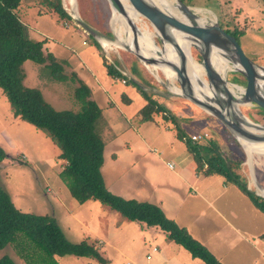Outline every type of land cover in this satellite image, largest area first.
<instances>
[{"label":"rangeland","instance_id":"1","mask_svg":"<svg viewBox=\"0 0 264 264\" xmlns=\"http://www.w3.org/2000/svg\"><path fill=\"white\" fill-rule=\"evenodd\" d=\"M179 1L185 5H192V9L200 18L199 22L203 24H208L215 18L227 27L233 22L240 28L247 22L248 25L251 24L250 32L242 38V43L247 55L256 63L264 65V0ZM22 2L19 15H24L23 19H25L24 9L27 5H24V2L27 0ZM76 2V5H72L69 0H62L72 20L60 19L56 23L52 15L40 17L37 21L35 17L32 18L40 35L35 37L33 33L30 37L33 40L44 42V52H52L60 61H67L64 66L68 76L76 73L79 77L80 73L84 78L82 80L91 91L92 98L100 106L102 116L96 123V132L105 144L103 175L107 188L124 198L159 205L166 216L175 220L179 225L180 223L190 224L193 219L202 221L208 219L201 217L203 215L201 211L191 210L183 213L187 207L201 208V202L197 203L196 200V197L199 199L201 196H197L194 191V186H197L193 174L194 162L186 169H181L177 164L174 170L168 168L167 164H172V161L177 162V155L185 153L186 147L185 143L176 137L175 132L168 130L169 122L164 121V115L153 113L152 121H142V124L135 125L132 112L137 111V107L141 109L145 105V96L147 100L156 102L163 108L171 107L172 103L173 107L169 110L172 113H176V99L182 103H189L192 109H186L188 117L176 113L181 128L183 127L188 135L195 133L200 135L205 130L216 134L215 137L221 142L225 153L234 151L237 153L236 158L243 159L242 167L245 169L249 185L254 187L256 193H259L256 183L264 187V154L254 153L252 160L249 161V156L241 143L237 139L238 143L230 139L225 126L214 116L175 93L174 90L168 98L155 92H148L146 96L132 82L131 77L124 76V73L119 75V80H113V84L109 81L113 78L108 73V67L109 65L115 66L117 62L114 55H118L125 66L135 62V65L141 67L147 74L151 71V74L145 77L152 85L163 86L171 90L162 83L166 76L164 72L160 69H147L138 57L127 49L125 43L120 44V47L114 45L113 48H103L99 45L101 42L93 37L98 43L88 36V33L73 18L77 17L78 20L86 23L101 36V40L107 39V42L117 43L118 33L126 39L128 30L120 23L113 24L112 22L114 11L117 10L112 8L110 0H76ZM170 2L172 5L178 4V0H170ZM33 3L35 5V2ZM35 6L33 12H36V15L39 9L41 11L48 7L46 4ZM245 16L251 17L252 22H249L248 18L245 20ZM55 17L57 18V15ZM136 25L141 32L144 27L147 28L152 33L155 43L162 48L163 43L156 30L146 19L141 17ZM68 44L74 47L67 49L65 46ZM191 49L193 57L201 62L202 59L197 49L193 46ZM23 69L24 84L40 89L44 98L56 110L77 111L80 109L77 81L74 79L58 80L48 66L33 60L25 61ZM238 73L235 70L221 72L222 75H226L229 82L243 88L246 83L233 82L243 81ZM153 74L159 75L158 80ZM198 75L200 78L203 77L202 70ZM123 78L128 80L127 84L121 82ZM171 81L173 83L171 87H180L176 79ZM120 88H123L124 95H122L123 91L119 90ZM132 91L135 92L131 94ZM235 94L241 95L236 89ZM129 98L133 102L131 106L125 103ZM182 103L181 106L184 108L186 105ZM178 106L180 107V104ZM256 107L253 104H241L240 110L251 121L264 125V114H260ZM137 114L141 119L140 113L137 112ZM161 132L162 137L159 138L158 134ZM239 145L243 151H240ZM0 147L7 155V158L0 162V185L10 194L16 207L27 213L54 216L68 240L78 243L87 239L89 242L96 243L100 253L108 260V264H127L130 261L132 264H206L199 258H193L190 252L181 245L169 241L166 233L158 227L148 226L139 221H123L120 213L99 201L90 200L80 203L76 200L59 174L64 163L63 159L59 158V148L45 131L15 117L1 87ZM179 174H182L183 178L186 177L191 187L180 178ZM232 186H235L234 189L238 188L234 184ZM215 193L219 195V190ZM187 194L194 196V201H192L194 205L184 199ZM209 199L213 200L214 197L210 196ZM225 231L227 227L222 222V225L217 228L218 236L212 244L223 248L224 245L221 242H224ZM230 233L231 242L234 244V249H230L232 264H253L254 257L250 253L251 250L247 248L249 246L246 242L259 239H253L251 235L241 233L240 229L236 232L232 230ZM240 233L243 236L241 238ZM16 234H22V232ZM242 239L246 242L241 241ZM154 248L158 250L154 252ZM4 255H10L16 264H46L53 259L60 264H101L88 257L79 258L73 255L49 257L46 251L24 235H18L15 242L0 250V258ZM148 255H151L150 259L147 258ZM258 264H264V262Z\"/></svg>","mask_w":264,"mask_h":264},{"label":"trees","instance_id":"2","mask_svg":"<svg viewBox=\"0 0 264 264\" xmlns=\"http://www.w3.org/2000/svg\"><path fill=\"white\" fill-rule=\"evenodd\" d=\"M22 1L0 0V87L15 117L45 131L59 148V158L64 162L59 174L72 196L80 203L89 200L99 201L120 213L125 220L139 221L148 226L158 227L166 233L169 241L184 247L193 258H199L206 264H223L185 227L169 219L159 205L124 198L107 188L103 175L105 144L96 132V123L102 116V110L92 98L86 83L76 73L68 76L65 72L66 61H60L52 52H44L43 41L31 39L29 28L19 15ZM33 2L35 5L46 4L48 7L41 11L39 9V13L47 12L54 17L57 15V18L55 17L57 22L60 19L72 20L62 0H27L24 5L36 8ZM249 27L247 22L240 28L239 33L245 35ZM88 36L93 38L89 34ZM27 60L45 64L58 80L74 79L77 81L80 109L77 111L56 110L44 98L40 89L26 86L23 64ZM108 73L113 78H119L121 74L116 63L115 66L109 65ZM239 76L243 78V81H231L246 83L245 77L240 73ZM132 82L147 96L148 92L145 91L146 85H149L147 81H144L146 85L138 80H132ZM256 108L260 114H264V110ZM139 113L143 122L152 121L153 113H162L164 121L175 125L176 137L185 143L196 165L195 170L198 176L204 178L213 175L222 176L227 184L236 185L264 213V197L258 195L254 187H249L248 177L242 167L243 159L236 158L237 153L234 151L225 153L221 142L215 137L216 134L205 130L200 135L193 134L198 136L194 140L193 135H188L187 131L181 128L176 113L150 100H147V104L140 109ZM225 129L228 137L238 143L230 131L226 127ZM239 147L240 151H243L240 145ZM6 158V153L0 147V162ZM18 232L22 234H16ZM18 235L27 237L46 251L49 257L73 255L79 258H92L101 264H108V260L100 253L96 243L89 242L87 239L78 243L71 242L54 216L21 211L14 204L10 194L0 185V250L15 242ZM262 237L264 238V234ZM0 264L16 263L10 255H4L0 258ZM46 264L60 263L53 259Z\"/></svg>","mask_w":264,"mask_h":264},{"label":"water","instance_id":"3","mask_svg":"<svg viewBox=\"0 0 264 264\" xmlns=\"http://www.w3.org/2000/svg\"><path fill=\"white\" fill-rule=\"evenodd\" d=\"M126 1L154 27L163 43L162 48L165 43L171 45L177 55V61L170 59L160 61L146 54L139 42L141 31L136 22L129 17L128 6L122 0H110L112 8L123 15L133 33L136 48L125 43L127 49L132 51L149 70L150 67L164 64L176 71L175 79L181 89L179 95L218 119L243 147V142L264 144V125L251 121L240 110L241 104H253L264 110V65L256 63L247 55L238 29L233 25L227 27L216 18L208 24L200 23L195 10L179 0L175 5L179 14L174 13L170 5L164 6L156 0ZM73 18L89 35L101 42L102 38L97 32L77 17ZM178 35L191 41L189 49L193 46L199 52L202 60L198 63L202 66V78L207 84L192 71L184 49L179 44ZM215 51L228 58L235 66L234 70L245 77L246 85L242 92L238 89L240 87L231 88L230 85L235 84L229 82L225 74L222 75L214 68L212 57ZM235 89L240 91V96L235 94ZM256 184L257 190H264L261 184ZM257 194L264 197L260 193Z\"/></svg>","mask_w":264,"mask_h":264},{"label":"crops","instance_id":"4","mask_svg":"<svg viewBox=\"0 0 264 264\" xmlns=\"http://www.w3.org/2000/svg\"><path fill=\"white\" fill-rule=\"evenodd\" d=\"M34 9H35L34 7H26L24 9V13L26 15L25 19H23L24 15L23 16L21 15L20 18L28 26L30 35H32L34 33L35 37H38L40 34L37 31L38 28H36L35 23L32 21V18L35 17V20L37 21L38 18H40V17L46 16V15H52V14H48V13L40 14L38 12V15H36V12H33ZM29 15H30V17H29ZM246 18L249 19V22H252L251 17L245 16L244 19L247 20ZM54 19H55V17H54ZM55 21H56V19H55ZM56 23H58V22L56 21ZM231 25H233L234 27H236L237 29L240 30V27L237 24H235V22H233V24H231ZM249 26H251V24H249ZM249 29H250V27H249ZM249 29L247 30V34H248V32H250ZM43 31L50 33L44 29H43ZM43 34H44V32H43ZM245 36H246V34L242 35V38H244ZM105 40H107V39H105ZM109 42H112V41H109ZM100 45L103 46L102 42L100 43ZM65 47L67 49H72V47H74V46L68 44ZM103 48H106V47L103 46ZM114 58L116 59V62H117L116 64H117L119 71L122 74L124 73L123 74L124 76L131 77V80H138L139 82L141 81L143 84H145L144 81H147L149 83L148 86L145 84L146 85V87H145L146 92H155L164 98L169 97V94L172 92V88L174 87V86L171 87V85H173L171 80H174V79L164 75L165 81L162 83L165 86L170 87L171 88L170 91L167 90L165 87L163 88V86H161V87L154 86L145 77L148 74H151L150 73L151 71L149 72L147 70L148 71V74H147L141 67H139L138 65H135V62H132L131 64L128 63V66H125L121 62V60H120L121 58H119L118 55H114ZM68 62L70 64V66H72L71 62L70 61H68ZM73 68L75 69V66H73ZM153 75H155V74H153ZM158 76H156L157 80L159 78ZM79 77H80V79H84V78H82L80 73H79ZM113 80H119V78H113L112 80H109V81L113 84V82H114ZM121 82L123 84H127L128 80H125V78H123V79H121ZM119 90L123 91V88H120ZM134 92L135 91H132L130 93L133 94ZM122 93H123L122 95H124V91ZM144 100H146V99L144 98ZM176 100H177V103H175V105H176L175 107H176V113L178 112L177 115L183 114L185 117H188V116H186V115H188V112L186 111V109H188V108L192 109L190 107V105H188L189 103H186V102L182 103V101H180L179 99H176ZM112 103H114V102H112ZM125 103L127 104V106H131L133 104V102L130 98L127 99ZM144 103H145V101H144ZM181 103L185 104L186 106L183 108V106H181ZM146 104H147V100H146L145 105ZM178 104H180V107L178 106ZM172 107L173 106L171 103V107H168L167 109L170 110ZM141 108H143V107H141ZM136 110L137 111H133L132 113H133V117H135V125L137 126V125L142 124L143 122L137 114V112L139 113L140 108L137 107ZM167 127H169L168 128L169 131H172V133L175 132V134H176L175 125L173 123L169 122V124H167ZM163 133L167 134L164 131H163ZM158 137L159 138L162 137V132L158 134ZM185 147H186V145H185ZM193 162H194L193 158L190 155V153L187 151V147H186L185 153L177 155V162L174 163L172 161L173 169L172 168L171 169L174 170L176 164L181 169H183V168L186 169L189 165L191 166V164ZM169 164H167V165H169ZM168 168H170V167L168 166ZM195 168H196V165L194 163V173L193 174L196 178L194 181L197 185V186H194V191L196 192L197 196H201V197H199V199H197L198 197H196L197 203L201 202V208H199L198 206L187 207L183 213L190 212L191 210L192 211L194 210L196 212L201 211L203 214L201 217H206L208 219H207V221H202L199 219H197V220L193 219V220H191L190 224H185V223L181 224L180 223V226H183L186 229L188 228L187 230L189 231V233L193 237L195 236L194 238L196 240H198L204 246H206L207 249L223 264H232V262H233L231 250L234 249L233 248L234 244L231 242V239H230V236H231L230 231L233 230L234 232H236L237 230L240 229L241 233L249 234V235H251V237H253V239H256V238L259 239L258 241H251V242H246L243 239L241 241L246 242L248 244L249 247H247V248H249L251 250L250 253L254 257L252 260L253 264L263 263L264 262V238L262 237V235L264 234V221H263V223H259V222L264 220V213L261 212L253 204V202L250 200V198L246 194H244L239 188L234 189L235 186L233 187L232 184H227L222 176L213 175V176H209V177H205V178L200 177V176H198ZM179 175H180V178H182L184 180V182L187 183L189 185V187H191V185L189 184L186 177L183 178L182 174H179ZM191 176L193 177L192 173H191ZM209 179L213 180V181H210ZM217 190H219V195L215 193V192H217ZM236 190H238V191H236ZM210 196H213L214 199L210 200L209 199ZM184 199L185 200L187 199L186 201H188L189 203H192L194 205V203L192 202V201H194V196H191V194H187V196L185 195ZM207 211H209V212H207ZM104 215H106V214H104ZM124 220L125 219H123V221ZM222 222L224 223V225H226L227 231H228V234H227V231H225L223 234L224 242L223 243L221 242V244L224 245L223 248L216 246L215 244H212L215 241V237L218 236L217 228H219L220 225H222ZM193 230H195V232ZM241 233L239 234L240 238L242 236ZM157 250L158 249L153 250V251L156 252ZM261 255L263 257H261ZM148 256H147V258H148ZM150 258H151V255H150ZM150 258H148V259H150Z\"/></svg>","mask_w":264,"mask_h":264},{"label":"bare ground","instance_id":"5","mask_svg":"<svg viewBox=\"0 0 264 264\" xmlns=\"http://www.w3.org/2000/svg\"><path fill=\"white\" fill-rule=\"evenodd\" d=\"M122 1L124 2L125 5L128 6L127 13L129 15V17L132 18L135 22H138L141 19V16L131 8V6L128 4V2L126 0H122ZM156 1H159L164 6H167V5L169 6L170 5L171 10L174 13H177L178 14V11L179 10L176 8L175 5H172L171 4L170 0H156ZM69 2L72 5L73 4L76 5V3H77L76 0H69ZM198 11H201V10H198ZM114 12H115V15H114V18H113V21L112 22H113V24H115V22L120 23L122 26H124V28L126 30H128L127 31V38L125 37L126 39H124L122 37V35L120 33H118L117 35H118L119 40H118L117 43L107 42V40L103 39V40H101L103 46H105L106 48H113L112 46H114V45L117 46V47H120V44L127 43L128 46L133 47V48H136L134 46L133 33H132L129 25L127 24V22L125 21V19H123L124 17L121 14H120L121 16L119 15L120 12H118V11H114ZM117 12H118V14H117ZM213 16H214V14H213ZM119 31L121 32V30H119ZM178 39H179L180 46L184 49V53L186 55V59L188 60V64L190 66H192V71H194L195 73L199 74V72L202 70V66L193 57V55H192V49H189L190 48V45L192 44L191 41L186 40V39H183L179 35H178ZM139 42H140V45L142 46V48L145 50L144 52L146 54H148L151 58L154 57V58L159 59L160 61H163L164 59H170V60H173V61H177V55H176L174 49L171 47V45L169 43H165L163 48L158 47L155 44L154 40H153L152 33L150 31H148L147 28H145V27L143 28V32L139 33ZM212 63H213L214 68L219 73H221L223 71L234 70V68H235V66L231 62H229V59L228 58L224 57V55H222L221 53L216 52V51L214 52V55L212 57ZM150 69L151 70H157V69L159 70L160 69L161 71L164 72V74L167 77H170L172 79H175L174 77L177 74L176 71H174L172 68H170V67H168V66H166L164 64H162L160 66L150 67ZM202 79H203L204 83H206L205 80H204V78H202ZM230 87L231 88H237V87H240V86H237L235 84V85H230ZM238 89L241 92L243 90L242 87H240ZM172 90H174L175 93H178V94L181 93V89L179 87H176L175 86V87L172 88ZM243 145H244V149H245L246 153L249 156V161L252 160V157H253V154L254 153L264 154V144H251V143L243 142ZM251 170L253 171V169H251ZM259 193L262 194V195H264V190L259 191Z\"/></svg>","mask_w":264,"mask_h":264},{"label":"built area","instance_id":"6","mask_svg":"<svg viewBox=\"0 0 264 264\" xmlns=\"http://www.w3.org/2000/svg\"><path fill=\"white\" fill-rule=\"evenodd\" d=\"M192 138H193L194 140H196V139L198 138V136H197V135H193ZM169 167H170V168H173V165L170 163V164H169ZM154 250H156V248H154ZM148 258H150V255L148 256ZM127 264H132V263H131V262H127Z\"/></svg>","mask_w":264,"mask_h":264}]
</instances>
